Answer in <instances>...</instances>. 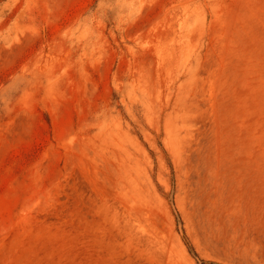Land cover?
I'll list each match as a JSON object with an SVG mask.
<instances>
[{"label":"rangeland","instance_id":"rangeland-1","mask_svg":"<svg viewBox=\"0 0 264 264\" xmlns=\"http://www.w3.org/2000/svg\"><path fill=\"white\" fill-rule=\"evenodd\" d=\"M0 264H264V0H0Z\"/></svg>","mask_w":264,"mask_h":264}]
</instances>
